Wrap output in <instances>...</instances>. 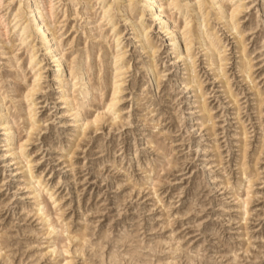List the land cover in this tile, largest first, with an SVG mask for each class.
Returning a JSON list of instances; mask_svg holds the SVG:
<instances>
[{"label":"rangeland","instance_id":"rangeland-1","mask_svg":"<svg viewBox=\"0 0 264 264\" xmlns=\"http://www.w3.org/2000/svg\"><path fill=\"white\" fill-rule=\"evenodd\" d=\"M11 1L0 4L4 23L13 17L16 0ZM202 1L198 13L174 9L171 18L179 25H195L198 17L207 23L204 29L216 33L223 51L222 72L209 66L198 40L191 45L194 63L187 71L186 60L176 58L184 46L171 45L170 35L149 15L141 23L149 28L151 48L143 51L130 23L120 17L136 19L139 8L131 12L128 2L106 25L108 19L96 20L103 3L90 15L83 1L52 0L49 26L61 41L67 67L82 52L91 55L81 64L96 97L82 109L86 119L94 118L118 84L119 112L110 111L97 130L74 126L75 117L60 98L55 64L44 56L39 39L31 43L42 60L39 90L24 102L32 73L21 69L32 48L16 50L21 47L16 30L7 41L0 36L3 107L23 136L27 166L40 179L44 210L56 223L51 232L25 168L6 150L0 125V264H264V0H232L242 5L235 34L224 26L226 18L216 19L215 6ZM116 21L122 32L117 48L125 53L114 65L110 25ZM241 45L245 51L239 55ZM7 53H17V65ZM242 59L249 74L240 69ZM151 62L153 73L147 68ZM117 65L123 73L115 78ZM116 79L120 82L113 84ZM74 88L78 97L79 84ZM28 103L36 112L30 134L20 118ZM53 242L57 254L49 251Z\"/></svg>","mask_w":264,"mask_h":264},{"label":"bare ground","instance_id":"bare-ground-1","mask_svg":"<svg viewBox=\"0 0 264 264\" xmlns=\"http://www.w3.org/2000/svg\"><path fill=\"white\" fill-rule=\"evenodd\" d=\"M77 1H83L88 4L86 7L85 14L90 13L94 5H100L101 3H103L101 6L98 7V9H100V18L96 20L99 21V19L103 20L104 18H106L103 20L105 21L108 19L106 25H108L113 20L114 15L119 12L122 5L125 2H128L127 5L129 6V10L131 12L134 11V9H136L137 7L139 8L137 11L136 19L133 21V15L131 16L130 14L126 13L120 14V17H124L122 20L126 23H130V26L133 31L132 34L134 35L135 39H137L141 43L140 45L143 51L148 52V49L151 48L149 38L147 37V31L149 28L144 26L142 27L143 24L141 23L145 15H149L152 18V21L159 25L158 29L160 31L170 35V38L172 40L171 45L176 46L180 44L181 46H184L182 51L176 55V58L183 61L186 60L185 68L187 71L190 67H192V64L194 63L191 61V58H189L191 45L194 40L199 41L201 50L205 52V55L207 56L210 62H208L209 66H211L212 64H216L213 69H222L221 67L223 64V56L221 55V53L223 51H221V47H219L218 45V39H216L215 37L216 33L204 29L207 23L204 24V20L201 19V17H198V21L195 25H190V21H182L183 25H181V23L179 25L176 23L177 20L175 21L173 20L174 18H171V15L173 14L171 11L174 9L178 12L182 9L184 11H196L197 9L200 10L201 6H203L204 4L202 0H115V2L112 3H104V0H94L93 3H91L92 0ZM1 2L2 0H0V4ZM11 2L13 3L15 2V0ZM32 2L33 0H16V4L13 7L14 13L12 19L6 23H4L5 20L2 21L0 19V36L3 37L4 40L7 41L9 39L11 31L16 30L17 38L20 42L18 43V46H21L16 50L22 49V46L25 47L29 44V48H32V51L30 50V53L26 58V62H24V69H21V72L29 70V72L32 73V82L27 85L26 94L23 96L24 102H29L35 92L39 90L37 86L42 76V60L37 58V52L34 51L35 47L33 46V44L31 45V43H33L35 39H39L41 48L44 52V56L48 57L50 61L55 64L54 67L56 69H54V77L57 80L59 88L62 91L60 98L62 99V102L65 103L66 107L69 108L70 111H72V115L75 117L74 126L78 128H83L84 126L90 127L91 125H93L94 130H97V124L99 122L107 121L105 119L106 116H109V118L111 117L112 114H110V111H114V114L119 112L118 109H116L117 94L119 93L118 84H116V86L114 85V90L112 91L111 98L102 104L99 103L98 108L95 109L96 114L94 115V118L92 120H89V118L86 119L87 117L85 118L82 114V109L88 106L87 103L89 99L95 100L96 97H93L94 85H92L89 79L85 76L84 67L81 64L86 61L91 55L90 53L86 54L85 52H82L79 57L73 58L72 62L70 63V67H67V59L64 56V53L62 52L63 49L60 48V45H62L60 44L61 41L57 40L58 37L55 32L56 30L51 29V25L49 23L50 21H52L51 19L55 15V5L53 4L52 0H36V5H38L39 9L37 10V6L34 5ZM205 4H208L209 6H215L214 10H216V19L218 21H221L223 18H226V20L223 21L225 23L224 26L229 32L234 31L231 34H235L237 32L238 23H236L235 18L238 14H240L242 5L232 3V0H206ZM85 19L91 20V17L87 15L85 16ZM117 25L118 21L110 25V29L112 30L111 36H113L112 47H115V52L110 55V59L112 60L111 64L114 65L119 63L124 58L125 53H123V51H120L121 48H117L121 44L120 37L122 35V32L117 31ZM180 31L182 33L183 39L179 37ZM110 38L108 40H110ZM235 38L237 39L238 44L241 43L243 40V38L241 39L239 35ZM94 39H96V37H94ZM180 39L183 40L184 45L181 44ZM103 45H105V48L107 47V44L104 43ZM101 49L103 50L104 48L102 47ZM107 49H109V47ZM244 51L245 45H241V47L238 48L237 52L239 53V55H242ZM8 53L5 55V58L10 59L12 65H17L20 57H17V53L14 55V57H6ZM100 60H102V58ZM105 61H107V59H105ZM152 63L153 62L147 65V68L150 69L151 73L154 72V66ZM249 67L250 66L248 61L244 59L240 61V69L245 71H242L244 72V74H246V72L249 70ZM68 68L70 69L69 72ZM17 70H20V66H18ZM115 70L116 71L114 77L118 78L120 74L123 73L121 71L122 66L117 65L115 67ZM247 73L249 74V72ZM219 76H222V74H219ZM75 80H78V82H75ZM118 81L119 79L114 80L113 84L118 83ZM222 82L226 84L225 80ZM77 84H79V89L81 90V92L79 93L78 97H75L74 93L77 90L74 87ZM199 84L195 82V84L193 85V88H195V92H197ZM72 88L74 90H72ZM4 99V96H0V107L2 106V109H0V118L2 119L0 125H2V130L4 131L3 134L5 137H7L8 141V143H6V146L8 147L6 150L8 151L9 156L18 159V164H22L20 168H25L23 172L25 174L26 180L28 181V184H30L29 188L33 194V197L36 199L37 204L40 207L39 210L41 211L42 216L46 219V223L50 231L54 232L56 230V223L54 224V220L50 218V213H48L49 210L45 211L46 209L45 207H43L45 202L43 194L44 189L41 188V183H39L40 179L36 176H33L31 172V167L27 166V162L25 160L27 154L24 149L26 143L22 138L23 136H20L17 132V125L15 124L14 120L11 119L10 114L5 111L3 107ZM202 102L203 101H201L200 111L203 112V117L207 119L210 115L208 113V110L206 109L205 103ZM30 104L31 103H28L26 106H24L21 110L22 113H20V118H24L26 120V123L24 124V129L29 134L32 130L35 129L34 119L36 116V112L33 108H31ZM111 119L113 120L115 118ZM25 141H28V138ZM11 145L14 146L12 147ZM51 246L52 247L49 251L51 253L57 254V252H59L57 247L58 245L53 242ZM64 264H68V261H65Z\"/></svg>","mask_w":264,"mask_h":264}]
</instances>
